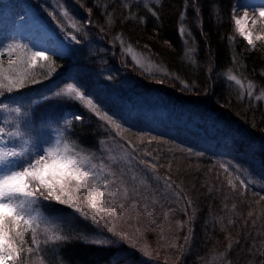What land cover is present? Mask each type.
<instances>
[{"label": "trees", "instance_id": "1", "mask_svg": "<svg viewBox=\"0 0 264 264\" xmlns=\"http://www.w3.org/2000/svg\"><path fill=\"white\" fill-rule=\"evenodd\" d=\"M15 1L14 7L20 9L27 0H11ZM51 1L39 3L45 2L50 8ZM63 1L68 8L75 3L78 6L76 30H67L79 42L69 56L51 57L60 73L59 88L66 85L63 83L77 85L101 115L106 114L121 127L102 120L81 102L53 98L51 92L50 98L34 107L21 128L67 125L65 139L91 154L94 162L107 165L109 148L115 145L114 149L127 154L139 169L130 171L139 177L136 189L157 201L145 207L134 204L131 198L125 210L118 211V218H108L106 223L112 232L102 220L96 225L67 205L46 202L43 211L58 216L69 238L45 244V236L38 230L40 252L28 254L26 249L34 247L30 229L23 221L19 226L9 225L10 242L21 255V261L15 264H40L41 258L45 264H264V107L241 98L235 87L218 77L219 72L231 70L264 88V46L251 49L234 25L239 0H152L147 7L138 0ZM182 26L184 35L180 33ZM97 38L114 49V57L110 55L107 62H99L87 48V40ZM121 41L149 57L167 74L141 69L124 53ZM105 64L111 73L107 78L114 74L115 81L121 82L130 77L136 86L175 96L182 104L209 103L211 111L202 110L200 116L206 114L207 120L212 119L210 124L203 127L204 121L198 123L205 129L204 136L168 127L174 130L169 137L126 125L121 105L109 107L100 99L101 93L89 89L92 76L104 79L98 74ZM117 90H123L121 83ZM99 91L107 93L108 89ZM8 94L4 92L0 99ZM77 115L82 119H74ZM223 117L225 129L219 132L226 137L217 140L208 129ZM150 125L153 123H147L148 129ZM179 130L178 137L184 136L176 140ZM141 160L155 164V171ZM80 203L90 215L94 213L83 197ZM103 216L106 214L100 213L98 219ZM116 219L118 223L111 227L110 222ZM97 234L111 243L97 245L84 238Z\"/></svg>", "mask_w": 264, "mask_h": 264}, {"label": "rangeland", "instance_id": "2", "mask_svg": "<svg viewBox=\"0 0 264 264\" xmlns=\"http://www.w3.org/2000/svg\"><path fill=\"white\" fill-rule=\"evenodd\" d=\"M138 1L145 3V0ZM150 1L152 0H147V3ZM245 1L247 5H244ZM252 1L253 0H239L235 6L233 20L237 33L242 36L246 42L247 40L245 39V36L249 33L251 34L255 48L251 45L250 46L251 49H256L259 45L264 46V17L259 15L261 11L260 8L250 6ZM255 1L254 2L257 4L258 0ZM63 3V0H52L50 4L51 7L49 8L48 4L45 2L39 3V0H27L22 3L20 9H17L14 7L16 5V1L15 3H12L11 0H0V48H3L8 44L19 43L31 48L32 50L45 51L50 57L58 54H61L60 56L63 58L69 56L76 48H78V46L75 47L77 45V39L73 40L72 37L74 35L70 34L67 29H73L72 31L76 30L79 12L76 3L73 4V7L71 8H68ZM65 11L69 13L70 19H66L64 17L63 13ZM46 13H48L49 16ZM27 18L35 19L41 24V27L37 30H35L31 25V33H33L32 37L28 35L29 33L26 34L23 29L19 28V22L22 19ZM237 20L240 21L239 24L236 23ZM73 22L76 24L75 28L71 26ZM43 28L49 30L47 32L48 36L45 38L38 36V32ZM241 29H243V34L241 33ZM87 42L89 52L91 55L97 56V60L99 62H107L110 55L114 57V49L108 47V44H106L103 40L97 38L91 41L87 40ZM121 45L124 48V53L128 55L136 65H138L136 60L143 65V67L138 65L141 69L155 75L167 74L165 70L151 61L149 57L136 51L124 41H121ZM129 46L131 51H129ZM133 57H135L136 60H134ZM13 59H15V56H13ZM0 60H2L5 67H7L9 63L7 56L0 57ZM41 64H44L45 67L41 68ZM104 66L105 67L99 68L100 74H98L99 78L104 77V79L95 80L92 76V80L89 82V89L94 92L101 93L99 97L106 103L107 106L110 107L111 105H114L116 107V104L121 105L123 107V112H121V114L124 116L123 118L127 120L125 122L126 125L134 128H139L140 126L142 129H152L158 134H164L169 137H173L172 134L174 133V130H170L168 127L179 128L183 131H187L188 134L192 131L194 135L198 137L201 135L204 136L205 129L201 128L198 123L204 121V123H201L203 124V127L204 124H210L209 121L212 119L207 120L206 114L200 116L202 110H205L206 113L211 111L209 103L205 106H199L189 102L182 104L175 96L160 93L157 89H147L143 87V85L136 86V81H132L130 77L124 78L121 82L120 80L115 81L114 74L111 78L106 77V75H110L111 73L107 71L108 67H106V64ZM52 69H54V71H52ZM32 71L35 73V78L40 81L39 83L28 84L22 88L23 90H26V88L28 89L25 92L19 93L14 90L9 92L7 97L0 99V127L5 128L6 130L9 129V127L11 128L10 130H16V126L19 125L20 130L23 132V137L20 140H14L7 146H15L17 150L24 148L29 159L39 154L43 149L54 146L58 140L70 143L67 139H65V130L67 125L62 126V128L54 127L53 124H48L47 126L42 125L41 127L30 125L28 129L25 130L21 128L22 123L26 121L34 107H36L42 100H45L42 99V97L47 96L50 98V93L53 92L54 89H60V73L56 70L52 63L51 68H49L48 61H38L37 66L32 69ZM49 71H51V75L46 76L45 73ZM226 73L227 71L219 72L218 77L220 81H223V78L226 79ZM234 74H236L238 78L242 79L245 84V90L240 91L238 86H235L234 82L226 79L230 86H233L238 90L241 98L251 99L256 103H261L264 107V99H256V96L259 95L261 90L258 83L252 81L256 85V88L253 90L252 95L249 96L246 89L247 82L251 80L241 77L237 72ZM105 78L106 80H111L110 85L106 84ZM119 83H121L123 90H117ZM65 84L67 85L69 83H63V85ZM102 87L107 88L108 92L103 93V90L99 91ZM15 108L20 109L19 114L13 111ZM114 112L118 113L117 111ZM221 113L224 114V116H229L226 112ZM66 116L73 118V114L71 112H66ZM225 122L226 119L223 117L221 122L218 121V123L210 125V128L208 129L209 133L213 134L215 139H225L226 136L219 132L220 129H225V126L223 125ZM147 123H153V125H150L148 129L146 126ZM239 124L242 125L241 122H239ZM246 127L244 126V128ZM247 129L249 128L247 127ZM29 130H31V132H29ZM37 130L38 133H36ZM181 130L177 132V137L174 139H182L184 135H180V137H178ZM25 141H27V143H25ZM114 146L115 145H112L109 148V151L111 153L110 156L115 157L116 161L113 163L109 160L108 165L116 173L115 179H117L118 182L120 179H123L126 186L129 187L130 190L133 188L135 189V192H130L131 198L135 200L134 204L137 203L138 205H145L146 207L150 202L151 204L156 202L157 198L146 197L144 193L142 194L143 190L140 191L136 189L137 186L135 182H137L139 177L130 171H137L139 169L134 166L133 161H131L129 157L123 159V157L127 154L115 150ZM16 163H18V161H10V164ZM3 170L4 167L0 166V172ZM141 170L143 171V168H141ZM133 177H135V179H133ZM140 187H143V185ZM41 190L43 191V189ZM46 202L49 203L53 201H45L41 199L38 205V210L44 215H46V212L43 211L42 205ZM103 214L105 215L106 213ZM120 215L121 214H119V216ZM46 216L53 219L58 218V216ZM98 216L100 217V214H98ZM108 218L111 217L106 214V216H103L100 220L109 223ZM119 220H121V217H119ZM23 223L26 224L24 221ZM115 223H118L117 219L110 222L111 227H113ZM40 233L44 235L43 232Z\"/></svg>", "mask_w": 264, "mask_h": 264}, {"label": "snow or ice", "instance_id": "3", "mask_svg": "<svg viewBox=\"0 0 264 264\" xmlns=\"http://www.w3.org/2000/svg\"><path fill=\"white\" fill-rule=\"evenodd\" d=\"M145 7H147V0H145ZM63 15L66 19H70L67 11ZM259 15L264 17V10H261ZM236 23L239 24L240 21L237 20ZM71 26L75 28V22ZM180 33L184 35L183 26L180 28ZM241 33L243 34V29H241ZM72 39L76 40V37L73 36ZM245 39L249 45L255 48L250 33L245 36ZM129 51H131L130 46ZM185 55L189 59L192 58L189 51H186ZM4 56H7L9 63L5 67L0 60V95L4 92L19 91L28 84L39 83L40 81L35 78V73L32 71L38 61H48L49 68H51L52 58L45 51L32 50L19 43L8 44L0 48V57ZM133 59L136 60L135 57ZM136 63L143 67L138 60ZM40 67L44 68L45 65L41 64ZM45 75L50 76L51 71ZM225 75L226 79L234 82L240 91L245 90L242 79L238 78L231 70ZM255 88L254 82H247L246 90L249 96L252 95ZM52 96L53 98L63 97L81 102L102 120H106L117 129L121 127L111 117L106 114L101 115L93 100L75 84L69 83L62 89H54ZM47 98V96L42 97V99ZM256 99H264V88L260 90ZM13 111L20 113L19 108H15ZM74 119L80 120L82 117L77 115ZM22 137L23 132L19 125L16 126V130H6L0 127V166L4 167V170L0 172V264H7L10 260L14 261V264L21 261L20 252L10 242L9 225L19 226L20 222L24 221L30 229L31 242L34 247L26 249L28 254H32L34 251L40 252L38 230L44 233L45 244L61 242L69 238L58 219L50 218L38 210L41 199L67 205L82 218L90 219L94 224L99 225L101 220L98 219V214L106 213L118 218V211L123 212L126 202L131 199L130 192H135L134 188L130 190L126 186L123 179H120L119 182L115 179L116 173L109 165L103 161L94 162L93 156L79 148L75 142L68 143L58 140L54 146L43 149L39 154L29 159L24 148L17 150L15 146H7ZM145 154L148 155V153ZM108 159L113 163L116 161L113 156H109ZM123 159H126V156ZM10 161H18V163L10 164ZM140 163L150 167L153 171L156 169L155 164H148L144 160H141ZM227 171L228 168H225V172ZM229 183L232 184V181L230 180ZM166 186L171 187V185ZM232 186L235 187L234 184ZM81 197L84 198L87 207L94 210V214L90 215L88 211H85L80 203ZM104 227L108 228L110 232L113 231L106 222ZM84 238L97 245L111 243L108 238H103L99 234ZM40 264H45L43 258H41Z\"/></svg>", "mask_w": 264, "mask_h": 264}, {"label": "bare ground", "instance_id": "4", "mask_svg": "<svg viewBox=\"0 0 264 264\" xmlns=\"http://www.w3.org/2000/svg\"><path fill=\"white\" fill-rule=\"evenodd\" d=\"M255 0H253L251 3H250V6L251 7H257V8H260V10H264V0H258L257 4L254 2ZM248 2V1H247ZM244 5H247L246 1L244 2ZM31 25L33 26V28L35 30H37L38 28L41 27V24L39 22H37L35 19H31V18H27V19H22L20 22H19V28L20 29H23L26 34L29 33L28 35H30V37H32L33 33H31V30H32V27ZM27 35V36H28ZM26 36V35H25Z\"/></svg>", "mask_w": 264, "mask_h": 264}]
</instances>
